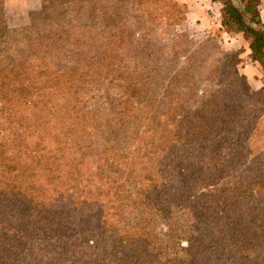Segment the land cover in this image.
Wrapping results in <instances>:
<instances>
[{
  "label": "trees",
  "instance_id": "obj_1",
  "mask_svg": "<svg viewBox=\"0 0 264 264\" xmlns=\"http://www.w3.org/2000/svg\"><path fill=\"white\" fill-rule=\"evenodd\" d=\"M214 1L264 68L261 0ZM161 7L178 11L43 0L29 26L0 33V206H17L0 219V264H264V164L242 170L264 147V94L198 98L178 72L163 93L160 61L139 80L125 53ZM238 62L192 67L220 84L211 70L238 75Z\"/></svg>",
  "mask_w": 264,
  "mask_h": 264
},
{
  "label": "rangeland",
  "instance_id": "obj_2",
  "mask_svg": "<svg viewBox=\"0 0 264 264\" xmlns=\"http://www.w3.org/2000/svg\"><path fill=\"white\" fill-rule=\"evenodd\" d=\"M5 1L0 0V33L5 29L10 31L19 30L31 23V13L26 14L24 25L15 26L9 23L5 10ZM127 0H118L125 3ZM176 4L178 11L174 8H162V12L168 14L162 21H154L147 25L145 29L137 32L134 45L141 44V47L130 50L125 56L132 57V66H135L139 80H142V72L152 71L154 63L162 62L155 71L164 74L163 93L166 89L172 88L173 74L183 75L194 74V83L197 97L200 98L210 89L219 91L230 90V93L244 99H254V96L264 94V68L251 57L249 41L243 34L228 33L222 26V4L214 0H172ZM163 14L162 16H164ZM179 17L181 19H179ZM147 44V45H146ZM204 46V54H200L201 47ZM152 47V50H151ZM228 55H239L237 66L238 75L232 73L227 68L212 69L211 77L219 78L220 84L212 82L210 77H200V73L193 69V64L199 63L200 59L206 58L218 61L224 60ZM151 75L154 76V74ZM166 74V75H165ZM157 77V76H154ZM228 88H225L227 87ZM181 96L191 92L186 86L176 89ZM111 94L114 92L111 91ZM171 101L166 100L163 106H170ZM258 163L264 164V147L251 152L243 162L242 169L250 170ZM245 165V166H244ZM234 174H230L232 177ZM227 184H220L226 186ZM213 187H211L212 189ZM15 203L10 199L0 206V219L6 225L16 220Z\"/></svg>",
  "mask_w": 264,
  "mask_h": 264
},
{
  "label": "crops",
  "instance_id": "obj_3",
  "mask_svg": "<svg viewBox=\"0 0 264 264\" xmlns=\"http://www.w3.org/2000/svg\"><path fill=\"white\" fill-rule=\"evenodd\" d=\"M43 0H6L5 10L10 24L24 25L26 14L40 8ZM260 13L264 22V0H261Z\"/></svg>",
  "mask_w": 264,
  "mask_h": 264
}]
</instances>
